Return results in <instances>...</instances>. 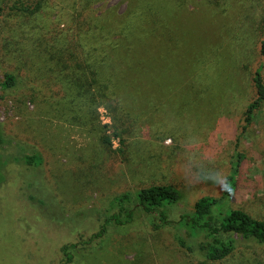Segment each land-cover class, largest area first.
Here are the masks:
<instances>
[{
	"label": "rangeland",
	"instance_id": "1",
	"mask_svg": "<svg viewBox=\"0 0 264 264\" xmlns=\"http://www.w3.org/2000/svg\"><path fill=\"white\" fill-rule=\"evenodd\" d=\"M0 6V264H264V244L238 235L206 259L203 234L178 223L205 195L264 219V103L243 130L260 66L264 80V0ZM103 50L118 70L109 95L88 86V54ZM151 184L179 191L170 224L135 200L131 221H108Z\"/></svg>",
	"mask_w": 264,
	"mask_h": 264
},
{
	"label": "trees",
	"instance_id": "2",
	"mask_svg": "<svg viewBox=\"0 0 264 264\" xmlns=\"http://www.w3.org/2000/svg\"><path fill=\"white\" fill-rule=\"evenodd\" d=\"M262 50L264 51V39L262 40ZM86 52H83L84 55ZM110 55L105 50L96 53L93 51L88 54V57H92L91 63L89 62L92 80L88 82V86L89 88H96L101 95H109L110 89L114 90V88L119 87L114 76L118 70L116 65L109 62ZM83 73L86 74L85 71ZM253 81L256 97L246 107L243 130L254 120L255 110L264 103V80L261 74V66L256 70ZM15 82L14 74H5L4 86H12ZM2 140L0 131V143ZM103 141L110 144L111 138L105 136ZM36 158V156L26 155L24 161L27 164H34ZM227 184L226 194H229L235 185L233 175L229 176ZM178 198L179 191L173 185L151 184L143 186L131 195L122 196L118 201V211L114 212L108 221L114 220L118 224L131 221L134 217V208L130 204L135 200L145 214L157 216L162 223L158 227L165 226L171 223L166 206L175 203ZM225 198L224 196L220 198L202 196L195 201L193 209L181 214L178 220V223H181L191 235L203 234V239L195 244L194 249L200 251L209 260H221L229 256L236 248L235 235L264 244V219L253 216L241 207L228 206ZM102 231L103 229L97 232V235H101ZM70 247L67 244L61 247L67 262H71L73 259Z\"/></svg>",
	"mask_w": 264,
	"mask_h": 264
}]
</instances>
